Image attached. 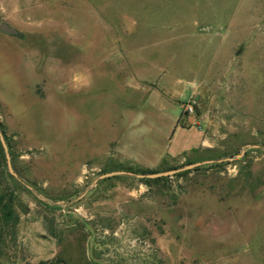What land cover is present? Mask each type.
I'll list each match as a JSON object with an SVG mask.
<instances>
[{
	"label": "rangeland",
	"instance_id": "obj_1",
	"mask_svg": "<svg viewBox=\"0 0 264 264\" xmlns=\"http://www.w3.org/2000/svg\"><path fill=\"white\" fill-rule=\"evenodd\" d=\"M2 23L5 264H264V0H0Z\"/></svg>",
	"mask_w": 264,
	"mask_h": 264
},
{
	"label": "trees",
	"instance_id": "obj_2",
	"mask_svg": "<svg viewBox=\"0 0 264 264\" xmlns=\"http://www.w3.org/2000/svg\"><path fill=\"white\" fill-rule=\"evenodd\" d=\"M0 126L2 130V125L0 124ZM176 128L177 126L175 130ZM2 132L5 136V132ZM12 163L14 166L13 157ZM151 173L155 172H150L149 174ZM160 180L161 178H157L151 181ZM23 189H25L23 182L7 171L5 155L0 144V264H5L2 259L7 241L13 242L16 239L17 227L20 223L18 208L21 206L20 194ZM39 264L45 263L41 262Z\"/></svg>",
	"mask_w": 264,
	"mask_h": 264
},
{
	"label": "water",
	"instance_id": "obj_3",
	"mask_svg": "<svg viewBox=\"0 0 264 264\" xmlns=\"http://www.w3.org/2000/svg\"><path fill=\"white\" fill-rule=\"evenodd\" d=\"M0 31L11 34V35H17L18 34L14 28L10 27L6 23L0 24ZM0 143H1L3 150H4V153H5L8 171L12 176L16 177L17 174L13 168L12 161H11V154H10L9 147H8L7 142H6L5 136L1 130V126H0ZM229 159L231 160L232 158H229ZM212 162L213 161H199L196 163L186 165V166L179 168V169H172V170H168V171H164V172H155V173H151V174L134 175L133 173L128 172V171H124V170L113 171V172L105 173L104 175H102V178H109V177L117 176V175H131V176H136V177L142 178V179H144V178H160L163 176L168 177L171 175H175L178 172L185 171V170H191V169H194L198 166H202V165L212 163Z\"/></svg>",
	"mask_w": 264,
	"mask_h": 264
},
{
	"label": "crops",
	"instance_id": "obj_4",
	"mask_svg": "<svg viewBox=\"0 0 264 264\" xmlns=\"http://www.w3.org/2000/svg\"><path fill=\"white\" fill-rule=\"evenodd\" d=\"M194 127H188V128H183V127H177L176 128V130H175V132H174V134L176 133V131H177V129H185V130H191V129H193ZM171 141V140H170ZM201 143H202V138H201V136H200V140H199V143L195 146V147H197V146H200L201 145ZM194 147V148H195ZM193 149V148H192ZM191 150V149H190Z\"/></svg>",
	"mask_w": 264,
	"mask_h": 264
},
{
	"label": "built area",
	"instance_id": "obj_5",
	"mask_svg": "<svg viewBox=\"0 0 264 264\" xmlns=\"http://www.w3.org/2000/svg\"><path fill=\"white\" fill-rule=\"evenodd\" d=\"M186 110L188 111V113H192L193 112V106L191 104L187 105Z\"/></svg>",
	"mask_w": 264,
	"mask_h": 264
}]
</instances>
